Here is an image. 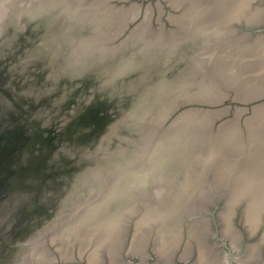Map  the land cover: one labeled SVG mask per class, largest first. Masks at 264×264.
I'll return each mask as SVG.
<instances>
[{
  "label": "rangeland",
  "instance_id": "rangeland-1",
  "mask_svg": "<svg viewBox=\"0 0 264 264\" xmlns=\"http://www.w3.org/2000/svg\"><path fill=\"white\" fill-rule=\"evenodd\" d=\"M13 1L11 0L7 5H5L6 7L4 6V8H7V10L11 11V13L12 8H16L14 4L10 5ZM127 1H122L121 4L126 3V5H129L140 0H130V2ZM146 4L147 3H145L144 7L139 6V9L145 13L146 8L148 7V5L146 7ZM260 5V1L253 3V7L259 6L263 8L264 23V4ZM4 8L2 10H4ZM168 8L169 7H167V9ZM7 10H4L5 12L1 11L3 14L2 16L0 15V32L3 31L4 33V36L0 38V57H3V59H1L3 62L0 67L1 69H4V73L6 75H10L6 89H4L3 85L1 86L0 84L1 158L3 157L6 147L20 144L19 135L18 132H16L19 126L17 125L19 120H13V122L10 121L14 115L21 116V118L25 120L29 119L31 116L40 115L45 117L44 122L47 125L55 127L58 129V132L63 133L68 129V125L73 123V121H75L78 117V114L80 113L79 109H81L84 105V102L87 105H91L97 96H99V98L109 97L108 100L111 102V100H113V96L115 97V95L119 94V92L120 94L122 93V99L126 94L132 93L133 91H136V93L143 92L151 83H153V81L144 76L147 73L143 74L142 72L140 74H143V76L137 78V83L133 82L132 85L130 84L131 87L124 86L123 84L125 81L122 80V78H119L117 81L114 80V82H110L111 84H102V82H100L95 86L85 88L82 91L84 92L83 95L81 92L76 94L74 86L78 84L80 77L88 72V67L91 66L89 62L92 61H89L90 59L86 60L87 62L83 61V66H80L81 69L72 73V75H76V77L74 78L73 84L70 85L68 84L69 77H71L69 75L71 74L69 73V67L73 64L68 63V60L70 57L71 59L77 57L76 53H78V43L85 41L88 33H81L79 35L75 34L77 33L75 32L73 33L74 38L72 40L68 39L67 41L65 40L59 42L61 48L59 47L60 49H58L57 54L49 55L47 53H42L46 56L43 61V65H33L30 61V63L26 64L23 60L29 55L31 57L34 52L37 53V51H34L37 44L42 47H49V45L54 41H51L52 37L49 39L44 34L38 35L30 33L27 30L24 32L25 29H28V25L31 22L29 17L31 16L30 18H32V15L24 14L25 16L23 15L21 19H11L10 16H8L10 12ZM178 12L179 11L175 9V13ZM22 13L23 12L20 14ZM139 21L140 19H138L135 24ZM243 21L240 20L235 23L234 27L236 30L234 31V34H236L237 38L239 37V40H246L248 42L253 40L255 41L258 35H247L246 30L244 31L242 29V25H240ZM12 22L14 23L12 24ZM244 22L247 23L246 21ZM154 23L156 24V22ZM11 26H13V28L12 30H9V27ZM133 26L134 24L132 27ZM173 27L174 25L172 28ZM20 29H24L22 32L23 39L16 35ZM6 31L9 32L7 33ZM3 33H0V36H2ZM199 36L202 38L203 42L206 41V37L204 35L199 34ZM104 39L105 41L107 40L106 42H113V40H111V36L104 37ZM165 40L168 41L167 39ZM83 47L84 46H82V48ZM188 47H191V45H188ZM203 48L204 47H200V53ZM151 49H153L152 51L157 50L155 48ZM151 49H149V51H151ZM176 49L174 50L175 52L171 49L169 52L172 51V53H176ZM183 49L180 48L177 50L179 53H182L181 58L185 55H183ZM185 49L187 50V48ZM211 51L213 50L211 49L210 52ZM70 52L75 53L73 58L72 55L68 56ZM196 53H198V51L194 52V55ZM34 57L37 60L41 58L36 54H34ZM78 59L79 58H76L74 61H78ZM135 59H137V57H135ZM193 62L195 68L196 66L198 67L197 70L195 69L197 72L192 73V70L190 77L186 79V82L188 83L186 88L182 91L184 94L182 93L179 97V87L175 86L179 84L180 81V79H175L179 75V67L168 77V79H175L173 83H169L167 85L165 84L164 87H162L157 93H154V95H157L158 93L163 94L162 91L164 89L170 90L168 91V99L170 95L172 96L170 98L174 99L177 97L185 98L188 94L190 97L189 99H191L199 95H207V97H209V95L216 96L218 93L219 98H215L213 102L218 100L220 101L227 97L223 104L216 106L217 108H222L227 104H235V102L231 99L232 97H236L235 93H238V89L239 91L245 89V92L249 90L251 85V87L254 88L259 86L258 77L250 75L251 71L252 73L255 71L252 70L254 67H244L242 62L235 58V56L227 57L222 62H216L215 65L213 63L211 68L215 71V73H213V77L215 79L211 76L212 72H210V68L208 70V68L196 58H193ZM66 64L68 65L66 66ZM185 64L186 63L183 64V68L188 65ZM48 65L50 66L49 69L47 68ZM184 71L185 70H183V72ZM218 71L221 72V74H219ZM194 77L197 78L191 79ZM105 83L107 82L105 81ZM152 86L153 84L149 86V90ZM51 91L53 92L50 95V101H43V98L49 95ZM141 94L142 93H140V95ZM71 96H77V99H73V101L71 100L72 103L67 106V101L71 98ZM220 97L223 98L220 99ZM121 99L118 102V106L120 104V107H124V102H121ZM14 100L21 102L15 104ZM137 100L138 109L136 107V109L133 110L132 113L134 114L132 115L134 116L131 117L129 122L125 123L123 126H118V123H115L114 126V122L111 123L112 128L109 129V132L107 133L109 139L102 143L104 148L107 149L105 152L99 154L102 155L106 153V151L114 152L113 150L115 149H120V151H123L126 154L122 156L118 155L117 160L115 159L109 163L111 167L118 164V161L120 160L121 163H124V160H132L135 159L134 157H137L136 161L124 166L117 165L119 166L118 169L115 171L111 170L112 174H116L115 179L112 181H110V179L107 181V175L109 174L102 177L99 176L97 181L92 185L94 188L93 193L90 197H87V199L90 200L92 197H95L98 191L100 192V198L102 197V194L107 196L109 195L106 202L109 198H111L109 204L111 203L112 207L108 213L112 214L115 211H118L119 208H123L126 214H130L132 212L130 207L133 209L134 202L139 203L147 200L156 202L157 200H162V202H159L158 206L154 205V213L167 207L171 215L174 214V216H178L176 218H171L173 221L169 222V227L171 228L170 230L172 233L171 235L174 236H171V238H173L172 240L170 238L171 241H169V238L166 239L168 228L165 229L166 224L164 223V220L160 219L158 221L153 218V214L151 215L149 207L141 204L137 209L135 216H128L129 218L126 224L127 230L123 235L121 244H119V251H115L114 253L118 256H122L123 261L131 260L132 264H162L164 262L159 263L161 261H158V256H161L162 254L175 256V264H205L208 262L206 259V257H209L208 251L210 253L215 252V255L218 254L217 256L225 255L229 252L228 254L233 257L234 254L237 255L238 253H242L246 249H249L251 253H256L255 255H258L259 258L262 257V254L264 256V243L256 245V243L258 244V242H261L262 240L264 221L260 225L259 229L253 231H251L250 228L247 229L248 227L245 225L243 220V211L246 206V202L242 201V203H239V201L236 203L230 214V225L233 229V233H236L232 238L236 239L238 242V245L234 247L233 240L231 241L230 237L226 234V232L229 235L230 233L228 232L227 227L225 228L226 225H223L225 224V221H227V216H229V214L225 215L223 211L225 210L227 197L222 194L221 190L224 188L226 181L223 179L221 180V178H217V181L214 180L211 183L207 177L208 175H220L222 177L225 174L234 175V167L237 165L239 166L243 160L247 162L246 171L243 169L244 175L252 174L251 176H253L255 171L258 169V166L262 164V161L256 157H264V118L260 117L259 113L255 114L253 108L244 112L236 110L232 107V109L227 111V113L225 110H221L216 113L199 110L191 111L177 118H181L180 121L176 122L178 129L173 130V134L170 136L169 129L167 131L160 130L158 120L153 121V124L152 121H150L151 126L149 129H147L148 127L147 125L145 126V123H140V121H138L139 114L145 115L147 118H154L155 115L158 116L162 110L164 112V110L168 107L164 104L167 102H161L164 100V97H162L161 100L159 99L160 101L158 100L156 103H153V101L150 100L145 104V107L141 106L142 108L140 107V103H142L141 101L143 100V97H137ZM198 100L212 102L209 98H201ZM155 104H157V106ZM112 107L114 108V106ZM112 107L109 109L111 113L114 110ZM150 107L152 111L150 110ZM127 111V109H124L122 115L125 116L126 114L131 113ZM87 128L88 127H80L76 130V133L85 131ZM177 135L184 136V139L182 140L181 137L177 138ZM157 139L160 140L156 142ZM145 142H147L149 146L146 147L147 144H145ZM100 143L101 139L99 138L97 140H91L90 142H82L81 145H77V143L74 142L73 145L68 148L73 150V154L77 159L80 158V164H94L99 155L92 154L85 157L84 155L88 148L93 147V145H99ZM172 145H179V148L170 149V146ZM194 145H196V148H194ZM242 146V150H244L243 152L247 154L246 157L244 153L238 154L235 152ZM191 147L194 149L192 150ZM214 147L216 148L214 149ZM220 147H223V149L218 151L215 156L214 150L216 152V150ZM149 149H151V152H148ZM190 149L192 151H190ZM159 151L161 153H159ZM226 152L230 154V157L226 154ZM211 153L212 157L215 158V164L217 165V168L215 167L212 171L208 168L209 164L203 160V157L206 154L209 156ZM203 162H205V167L201 166ZM96 164L98 165V167L95 166L96 169H101L103 165H109H105V162L102 161ZM238 166L235 170L240 172L241 168L239 169ZM108 172L111 174L110 169ZM201 175V178H204L205 181L200 178L201 180L199 179V184L202 185V190H207L210 192V195L208 193L209 196L205 195L203 198L196 199L195 197H197V195L193 189L195 188L193 186V181L198 179ZM250 181L252 182V180L249 179V182ZM204 184L205 186L203 187ZM238 185L237 188H239ZM87 188L88 187L84 188V183L80 184V193L84 190L86 191ZM52 190L53 188L50 186L47 187L45 192L50 193ZM181 195H187L184 198H186L188 202L195 198L196 200L192 203V206L195 205L199 199H202V201L198 203L199 205H196L193 208H190L191 206L187 205L186 210L178 211V206L181 204L180 200L183 199ZM68 196L65 197V201L68 200ZM118 202H121L122 205L119 206L120 204L118 205ZM78 214L81 213H73L72 217ZM2 216L3 215L0 216V223L4 226V230H14L17 225V220L12 219V217L9 218V216ZM98 216L102 217L103 215L98 214L97 217ZM262 216L264 218V212L262 213ZM149 219L152 222L151 225L149 223ZM97 220H99V218H97ZM153 220L157 222H153ZM143 222L147 226L141 227L140 224ZM96 224L97 225L94 227H97L98 229L92 228L93 224L91 223L82 224L80 221L77 223H72V221H70L66 227L62 229V232H59L54 238H51V235L47 234L48 240L44 243L45 248L39 249L36 257L40 256L41 258L46 257L47 255L52 258L54 257L53 260L51 259L45 264H91L87 260V255L92 254L95 248L99 247L101 240L104 239L105 232L109 230H102L105 226L104 220L102 219L96 222ZM195 224L202 233L200 237L204 241V243L202 242L204 247H201V244L199 245V239H197L198 231L194 233L195 229L192 228ZM70 225H79V227L76 231H72L73 229L70 230ZM164 225L165 227H163ZM86 227H88V229H86ZM190 229L192 230L191 234H189ZM80 230L83 231L81 234L79 233V235H81L79 237L78 231ZM249 237L251 238L249 239ZM243 238L247 239L243 241ZM80 240L83 241L84 248L83 246L78 245L81 243ZM72 243L76 244L74 249H71L72 247L70 245ZM87 243L89 245L86 247L87 250L85 251ZM135 245L138 248L144 249L143 252L131 253L132 250L134 251L133 247ZM209 248L212 249L213 252H211ZM71 250L74 253V257L71 260L62 258V254L68 255L71 253ZM159 251L161 255H159ZM114 253L112 254V251H107L106 254L102 256V259L105 258L104 264H109L111 255H114ZM182 253L186 254L187 259L181 260L178 257V255ZM145 256L148 258L146 262H143L141 259L142 257L145 258ZM21 263L22 260L19 259L17 264Z\"/></svg>",
  "mask_w": 264,
  "mask_h": 264
},
{
  "label": "bare ground",
  "instance_id": "bare-ground-1",
  "mask_svg": "<svg viewBox=\"0 0 264 264\" xmlns=\"http://www.w3.org/2000/svg\"><path fill=\"white\" fill-rule=\"evenodd\" d=\"M10 1L11 0H0V12L7 10V8L5 9L4 6L7 5ZM14 1L10 3V5L14 4L16 8L15 9L12 8V13L11 11L7 10L10 12L8 16H10L11 19H21L24 14L25 15L30 14L34 17H37L38 15H41L45 12L49 19H53L54 17H56V14H58L59 11H62V13L64 11V13H66V17L68 20L70 18L71 19L73 18V20H75L76 23L74 24V27H76V25L79 24L82 25L81 27L87 25L84 28L86 29L88 27L90 35L85 38V41L80 42L78 45L77 50L78 53H80V54L76 53L77 57L79 58L77 61V63H79L78 66L81 65L83 66L82 63L87 62L86 60L89 59H90L89 61L99 62L103 58H106V56L108 57V53L114 54L117 53V51H119L118 55H120V59L117 61L115 72L123 73L128 67H130L127 65L128 64L132 65L133 62H135V64L133 65L134 67L139 66L137 65V62H139V60H142L144 57H147L148 64L150 63V61L158 62L161 59H163L168 66V64H170L171 62L170 57L172 56V54H175L172 53V51H170L171 52L170 53L169 50L171 49L174 51L176 48H178L176 49V53L179 52L177 50L181 48V45L184 42V43H188L193 47L191 51L192 62L190 61L191 63L190 64L188 63V65L185 68H183L184 60H182L180 65L179 75L175 78V79H180L179 84L175 85L179 87L178 88V90L180 91L179 97L182 95V93L184 94V92L182 91L187 86L188 82H186L187 81L186 79L190 77L191 71L193 70L192 73L197 72L196 70L198 67L196 66L195 68L193 58L198 59V61H200L204 66H206L208 70L210 68V72H212L211 76L213 77V73H215L214 69L211 68L213 63L215 65L216 62H222L225 58L232 56H235V58L241 61L244 67L246 66L254 67L252 70L255 71L253 73L251 71L250 75L257 76L259 83V86L255 88L251 87L252 86L251 85L249 90L245 92H244L245 89H242L240 91L238 89V93L237 92L235 93L236 96L235 98L250 100V99L259 98L260 96L264 95V38L259 36L255 39V41L253 40L248 42L246 40H239L238 39L239 37L237 38L236 34H234V31L236 30V28L234 27L236 22H239L240 20L241 21L244 20L248 24H252L254 22H258L263 19V9L259 6L253 7V2L256 0H206V1L205 0H167V2L170 5H172L174 9H177V11H179L178 13L171 12L172 14H169V19L174 25V28H170V29H167L166 27H164L165 25L164 26L162 25L163 21L161 19H158V21L159 20L162 21L160 22L162 24L158 25V27L157 26L152 27L151 26L152 24L150 25L148 14L152 12V7L148 6L145 10L146 17L144 19L142 18L143 22L135 26L131 30V32L127 35L128 37L123 38L122 42L117 44L109 41L106 42L107 40L105 41L104 37L111 36V38L114 39L117 35H119L117 34L116 31L119 30L122 21L127 23L128 21L133 20L136 17V15H138L140 11L138 4H132L126 8L125 7L116 8L115 5L113 4V0H14ZM157 6L159 7V9L163 8V6L161 7L160 3H158ZM3 8L4 10H2ZM21 12L23 13L20 14ZM2 14L3 13L1 12L0 15L2 16ZM71 25L73 26V24ZM199 34H202L206 37L205 42H203ZM165 39H167L168 41H166ZM135 44H140V47L139 45L137 47ZM82 46L84 47L82 48ZM134 47L138 49H133ZM200 47H204L201 53L199 52ZM151 48H155L157 50L152 51L153 49ZM149 49H151V51H149ZM211 49L213 51L210 52ZM196 51H198V53L194 55V52ZM129 52H133V53L130 56L126 55V53ZM73 54L75 55V53ZM135 57H137V59H135ZM148 64L145 63L144 66H147ZM78 66L77 65L72 66L73 72H76L79 69H81L82 66L81 67ZM168 67L171 68V66ZM170 68H168L169 72H171L172 70ZM130 69L131 68H129V70ZM183 70L185 71L183 72ZM218 73L221 74V72L219 71ZM165 75L159 81L158 88L154 89L153 93H151L150 95L151 98L150 100H152L153 103L154 102L156 103L159 99L161 100L162 97H164V100L161 102L162 103L167 102L164 104H166V106L168 107L166 108V110H164V112L162 110V112H160V114H158L157 117L164 116L165 113L167 114V112L170 109H172L175 105L184 103L187 100H198L201 98H209V100L213 102L215 98L216 99L219 98V94L217 93L216 96L209 95V97H207V95H199L191 99L179 98V97L171 99L170 97L172 96L170 95L168 99V91H170L168 89H164L162 91L164 95L160 93L154 95V93H157L162 87H164L165 84L167 85L169 83H173V81L175 80V79H168L166 78ZM195 78L197 77L191 79H195ZM213 79L215 78L213 77ZM148 96L149 95H147L144 99H146ZM222 98L223 97H220V99ZM203 102H208V101H203ZM155 105L157 106V104ZM150 110L152 111L151 107ZM193 111H198V110H193ZM253 111L255 114L259 113V116L264 118V114H262L264 113V104L255 107ZM184 114H181L179 117H181ZM180 120L181 118L176 119L174 121V124L169 128L170 136L173 134V130L178 129V125H176V122ZM138 121H140V123H145V126L147 125L148 127L147 129H149V127L151 126L150 121H152L153 124V121H157V118L154 119L150 117L148 118V120H144L143 118H141ZM180 137L182 140L184 139V136L177 135V138ZM158 140L160 139H157L156 141ZM145 144H147V142H145ZM147 146L149 145L147 144L146 147ZM173 148H179V145L170 146V149ZM194 148H196V145H194ZM215 148L216 147H214V149ZM191 149L190 151L193 150ZM222 149L223 147L218 148L216 152L214 150L215 153L214 155L216 156L217 152ZM242 149L243 146L238 151L236 150L235 152L238 154L244 153L243 152L244 150ZM143 151L145 150L143 149ZM159 153L161 152L159 151ZM124 154L125 153L122 151V153L118 155L122 156ZM226 154L230 157V154L228 152H226ZM244 154L246 157L247 154L246 153ZM134 158L135 159L132 160L130 159L124 160L125 161L124 163H121L120 160L118 161V164H116L115 166L117 165L124 166L126 164H130V162H135L137 157ZM256 158H259L262 161V164L258 166V169L255 171L253 176H251L252 174H248V173H247L248 175H244V170L246 171V163H247L245 160H243V162L240 163L239 166L237 165L239 169L241 168L240 172L235 170L237 166L234 167L233 170L234 175L225 174L223 177L220 175H208V176L206 175L210 180L208 181L211 183L214 180L217 181V178H221V180L223 179L226 181L224 188L221 190H222V194H224V196L227 197V202L225 201L226 202L225 210L223 211L225 215L229 214V216H227L226 218L227 221H225V224L223 225H226L225 228L227 227L228 232L230 233L231 236L227 232L226 234L230 237L231 241L233 240L234 247L238 245L237 244L238 242L236 241V239L232 238L233 236H235L236 233H233V229L230 225L231 222L230 214L234 209L236 203H238L239 201H240L239 203H242V201L246 202V206L243 211V216H244L243 220L245 225L248 227L247 229L250 228L251 231L259 229L260 225L264 221V218L262 216V213L264 212V157L261 158L260 156H257ZM203 160L206 161L207 164H209L208 168L210 169V171L214 170L215 167L217 168V165L215 164V158L212 157V153L209 156H207L206 154L203 157ZM204 163L205 162H203L201 166L205 167ZM106 174H109V172L105 169L104 173L98 172L97 174L94 173L91 176L89 174L80 181L81 182L80 184L84 183V188L88 187L87 190L86 191L84 190L82 193H77L76 191L69 193L65 210L54 213L53 217L51 218L52 220L48 222L46 227H44L43 230H41L36 237H33L31 239L32 243L28 246L27 248L28 250L26 251V254L22 251L21 254L23 257L21 256L22 257L21 264H45L51 259L52 260L54 259V257L52 258L49 255L41 258L40 256L36 257V254L39 252V249L45 248L44 243L45 241L48 240L47 234H50L51 238H54L59 232H62V229L66 227V225L70 221H72V223H77L78 221H80L82 222V224L91 223L93 224L92 228L98 229L97 227L94 226L97 225L96 222H98L100 219L104 220V224H105L102 230H106V229L109 230L105 232L104 239L101 240L99 247L95 248L92 254L87 255V260L91 264H104L105 258L102 259V256L106 254L107 251L108 252L112 251V254L115 251H119V246H120L119 244H121L123 235L127 230L126 224L129 218L128 216L129 215L135 216V213L141 204L145 205L146 207H149L151 215L153 214V218H155L158 221L160 219L164 220V223L166 224L165 229L168 228L167 231L168 234L166 235V239L169 238V241L172 240L174 236L171 235L172 233L170 230L171 228L169 227V222L173 221L171 218H176L178 215L177 216H174V214L171 215L167 207L154 213V205L158 206L159 202H162V200H157L156 202L155 201L152 202L151 200H147L144 202L142 201L139 203L134 202L133 209L132 207H130V209L132 210L130 214H126L123 208H119L118 211H115L113 214L108 213L112 207V204L111 203L109 204L111 198H109L108 201L106 202V199L108 198L109 195L107 196L102 194L101 195L102 197L100 198L99 191L98 193H96L95 197H92L90 200H88L87 197H90L91 194L93 193L94 188L92 185L97 181L99 176L102 177L105 176ZM201 177L202 175L198 179H195L193 181V186L195 187L193 189L197 195V197H195L196 199L203 198L205 197V195H208V193L210 195V192H208L207 190H202V185L199 184V179ZM246 178H249L250 180H252V182L251 181L249 182V179ZM201 179L205 181L204 178ZM204 181L202 182L205 183ZM237 185L239 186V188H237ZM204 186L205 184L203 185V187ZM185 196L187 195H181L183 199L180 200L181 204L178 206V211L186 210L187 205L191 206L190 208H193L196 205H199L198 203L202 201V199L201 200L199 199L197 203L192 206V203L196 199L193 198L190 202H188L187 199L184 198ZM11 201H9L8 203L9 208ZM17 205L18 204L16 203L14 205L16 208L14 206L12 208V216L14 217H17L18 215ZM118 205L121 206L122 203L118 202ZM73 213L75 214L81 213V214L72 217ZM98 214H102L103 216L97 217ZM97 218H99V220H97ZM153 222H157V221L153 220ZM149 223L150 225L152 224L151 220ZM73 225H70V230L73 229L72 231H76L79 225L76 226ZM140 225L141 227L147 226L144 222L141 223ZM163 227H165V225ZM192 228L195 229L194 233L198 231L197 239H199V245L201 244V247H204V244H202V242L204 243V241L200 237L202 233L199 231L198 226L195 224ZM86 229H88V227H86ZM82 231L83 230L78 231V235L79 233L81 234ZM174 231L176 230L174 229ZM191 231L192 230L190 229L189 234H191ZM80 236L81 235H79V237ZM171 236L173 237L171 238ZM82 240H80L81 243L78 245H81L84 248V244ZM263 240H264V232L262 233L261 242H258V244L256 243V245L264 243ZM88 245L89 244L87 243L85 248ZM70 246L72 247L71 249H74L76 244L72 243ZM133 248L134 251L132 250ZM133 248L131 249L132 250L131 253H137V252L142 253L144 250L136 247V245ZM86 250L87 248L85 249V251ZM210 251L213 252L212 249H210ZM70 252L71 253L68 255L62 254L61 255L63 256L62 258L71 260L74 257V253L72 250ZM228 253H226L225 255L217 256L218 254L215 255V252L210 253L208 251L209 257L208 258L206 257L208 262H206L205 264H231V263L264 264V261H262V257L259 258L258 255H255L256 253H251L249 249H246L244 252L238 253L237 255L234 254L233 257H230V254ZM159 255H161L160 251H159ZM178 257L180 259H187L186 254L183 253L178 255ZM147 258L145 256V258L142 257L141 260L143 262H146ZM158 261L164 262L166 264H175L176 257L162 254L161 256H158ZM109 264H132V261L131 260L123 261L122 256L120 255L118 256L114 253V255H111V260Z\"/></svg>",
  "mask_w": 264,
  "mask_h": 264
},
{
  "label": "water",
  "instance_id": "water-1",
  "mask_svg": "<svg viewBox=\"0 0 264 264\" xmlns=\"http://www.w3.org/2000/svg\"><path fill=\"white\" fill-rule=\"evenodd\" d=\"M34 19L35 18L29 20L34 21ZM69 22L70 25L72 21L70 20ZM260 22L261 21L248 25L253 27ZM13 23L14 22H12V24ZM75 23L76 22H74V24ZM9 28L12 29L13 26ZM23 30L24 29L18 30L16 35L21 36ZM0 33H3V31H1ZM64 34V32H61L57 36H62ZM246 34L264 37V28L246 30ZM3 36L4 33L2 34V36H0V38H2ZM67 40L68 39H66V41ZM61 41H65V38ZM59 42L60 41L51 43L48 48L52 49L54 46L55 48H59ZM183 43L181 45V48H184H182L184 50L182 52L185 55L181 58L182 53L177 52L175 54H172V56L170 57L171 62L170 64H168V66H171V68L167 66L163 59L158 62L150 61V63L148 64L147 57H144L142 60H139V62H137V65L139 66L134 67L133 65L135 64V62H133L132 65H127L130 67H128L123 73L115 72L117 61L120 59L118 51L114 54L108 53V57L106 56V58H103L99 62H89L91 66L88 67V72L80 77V83L78 82V84L74 86L76 94H78V92H81L83 95L84 92L82 91L85 88H90L91 86H95L100 82H102V84H111L110 82H114V80L117 81V79L119 78H122V80L125 81L123 84L124 86L131 87L133 82L137 83V78L143 76V74L145 73H147L145 75L147 79L153 81V83H151L153 84V86L149 90V86L151 85L150 84L148 88H146V90H144L143 92L136 93V91H133L132 93L126 94L122 99V93L120 94V92L117 91L119 92V94L115 95V97L113 96V100H111V102H109L108 100L109 97L99 98V96H97V98L91 105H87L84 102V105L81 107V109H79L80 113L78 114V117L75 119V121H73V123L68 125V129L63 133L58 132L57 128L47 125L44 122L45 117H42L40 115L33 117L31 116L27 120L22 119L21 116L14 115L13 118L10 119V121L12 122L13 120H19L17 122V125L19 126L16 132H18L20 144L6 147L3 153V157L1 158L0 156V216L5 215L7 217L9 216V218L12 217V219L17 220V225L14 230L10 229V231H5L4 226L0 223V264H17V261H19V259L23 257L21 254L22 251L26 254L28 246L32 243L31 239L33 237H36L40 233V231L43 230L44 227H46L48 222L52 220L51 218L53 217L54 213L63 211L65 209L67 202L65 201V197L73 191L80 193V181L85 176H88L89 174L91 176L92 174H97L98 172L104 173L105 169L107 171L109 169L110 171H115L116 169H118L119 166L116 167L114 165L111 167L109 163L114 161L115 159L117 160L118 154L122 153L120 149H115L113 150L114 152L106 151V153L99 155L102 152H105V150L107 149L104 148V145L102 143L105 140L109 139L107 133L109 132V129L112 128L111 123L114 122V126L115 123H118V126H123L125 123L129 122L131 120V117L134 116L132 115L134 114L132 113L133 110H135L136 107L138 109L137 97H143V100L141 101L142 103H140V107H145V104L151 99V93H153L154 89L158 88V83L165 74L166 78H168L169 75H172L174 70H177V68L180 67L182 60H184V63H186L185 65H187L188 63L190 64V61L192 59L191 51L193 47H188V43ZM185 48H187V50ZM71 53L73 58V52H70L68 56L71 55ZM132 53L133 52H129L126 53V55L130 56ZM76 58L71 59L70 57L68 63L78 66L79 63H77V61H74ZM1 59H3V57H0V65L3 62ZM36 60L37 59L33 54L31 55V57L30 55L27 56L23 60V62L25 61L26 64L33 62L32 64L34 65V62H36ZM145 63H147L148 65L144 66ZM67 65L68 64H66V66ZM72 66L69 67V73H71L69 75L71 77H69L68 84L70 85L73 84L74 78L76 77V75H72ZM47 68L49 69L50 66L48 65ZM129 68L131 69L129 70ZM168 68L172 69L171 72L168 71ZM142 72L143 74L141 75L140 73ZM9 76L10 75H6L4 73V69H1L0 67V84L1 86L3 85L4 89H6L7 87L8 80L10 79ZM105 81L107 83H105ZM52 92L53 91H51L49 95L45 96L43 98V101H50V95L52 94ZM140 93L142 94L140 95ZM147 95L149 96L144 99ZM76 97L77 96H71V98H69L67 101V106L72 103L71 100L73 101V99H77ZM185 98L190 97L187 94ZM120 99L121 102H124L123 106L125 108L120 107V104L118 106V102ZM226 99L227 97L218 102L187 100L184 103L175 105L167 112V114L165 113V115L162 117L159 116L160 118L156 115L154 119L157 118V120H159L161 131H167L181 114L193 110H208L212 113L225 110L227 113V111H230V109L234 107L236 110L247 112L250 110V108L254 109L257 106L264 104L263 95L259 98L250 100L232 97L231 100L235 102L234 105L227 104L222 108L216 107L219 104H223ZM18 102L21 101L14 100L15 104H18ZM112 106H114V108ZM111 107L114 109L112 113L109 111ZM124 109H127V112L131 113L123 116L122 114ZM138 118V120H140L141 118H143L144 120H148V118L142 114H139ZM80 127L88 128L85 131L76 133V130ZM99 138L101 139V143L99 145H93V147L88 148L84 155V157L90 156L92 154L99 155L94 164H80V158L77 159L73 154V150L68 148L73 145L74 142H76L77 145H81L82 142H90L91 140H97ZM150 150L151 149H149L148 152ZM101 161L105 162V165H109H103L101 169H96L95 166L98 167L96 163H100ZM115 175L116 174H112V172L111 174L109 173V175H107V181H109V179L110 181L115 179ZM50 186L53 188L52 192H45L47 187ZM9 201H11L10 208L8 206ZM16 203L18 204V215L17 217H14L12 216V208Z\"/></svg>",
  "mask_w": 264,
  "mask_h": 264
},
{
  "label": "flooded vegetation",
  "instance_id": "flooded-vegetation-1",
  "mask_svg": "<svg viewBox=\"0 0 264 264\" xmlns=\"http://www.w3.org/2000/svg\"><path fill=\"white\" fill-rule=\"evenodd\" d=\"M122 1H125V0H113V4L115 5L116 8H119V7H125L126 8V7H128V6L132 5V4H138L139 6H142V7L145 6V3H147L146 4V7H147V5L148 6L151 5L150 7H152V12L150 14H148L149 21H150V25L152 24L151 25L152 27L153 26L154 27H156V26L158 27V25H161L163 23L162 25L163 26L165 25L164 27H166L167 29L172 28L173 23L169 19V14H172L171 12H175V9L166 0H156V1H154V0H140V1H135L134 3L129 4V5H126V3L125 4H121ZM256 1H254V2H256ZM258 1H260V4L261 5L264 4V0H258ZM127 2H130V0L127 1ZM158 3L161 4V7L163 6V8H161L162 10L159 9V7L157 6ZM167 7H169V8L167 9ZM60 8H61V6H60ZM55 13H56V11H55ZM55 13H54V16H55ZM138 15H136V17L133 20H130L127 23L122 21L119 30L116 31L117 34H119V35H117L114 39H111V40H113V42L115 44L121 43V41L123 40V38L128 37L127 35L131 32V30L135 26H137V25L141 24V22H143V19L146 17V13L145 12H142L140 10L139 13H138ZM33 18H35L34 21H31L30 22V24L28 25V29H26V30L29 31L30 33H35V34H38V35L39 34H44L49 39H51V37H52L53 40H51V41H54V42H56V41H60L61 42V40H64V38H65V40L66 39L72 40L74 38L73 33H75V32H77L75 34H79V35L81 33H83V34H85V33L87 34L88 33L87 36L90 35L88 27L86 29L84 28L87 25L81 27L82 25L79 24V25H76V27H74L75 20H73V18L72 19L70 18L71 21H72L71 24H73V26L71 24L69 25L70 19L69 20L67 19L66 13H64V11H63V13H62V11H59V13L56 14V17H54L53 19H49L47 17L46 12L43 13V14H41V15H38L37 17H34V16L32 18L29 17V19H33ZM138 19H140V21L137 22V24H135V22ZM158 19H161L163 22L161 20L158 21ZM154 22H156V24ZM160 22H162V23H160ZM133 24H134V26L132 27ZM64 25H65V27H64ZM240 25H242V29L244 31L245 30H250V29L253 30V29L264 28L263 19L261 20L260 23H258L257 25H254L253 27L250 26V25H248L244 21L241 22ZM9 30H12V29L9 28ZM26 30L24 32H26ZM61 32H64L65 34L62 35V36H57ZM20 38L23 39V35L22 34H21ZM135 45L137 47L139 45V47H140V44H135ZM119 47H121V46H119ZM135 47L133 49H138V48H135ZM60 48H61V46H60ZM60 48H57V47L55 48V46H54L52 49H50V48H48V46L42 47V46H40V45L37 44L36 45V49H34V51H37V53L34 52L33 54H36V55L40 56L41 58L39 60H41V61H37L36 60V62H34V65H40V66L43 65V61L46 58V56L45 55H42V53H47L49 55L50 54H53L54 55V54H57L58 53V49H60ZM108 48H109V46H108ZM42 56H43V58H42ZM250 238L251 237H249V239ZM246 239L247 238H243L242 240L245 241ZM230 257H232V255ZM263 259H264V256L262 254V261H264Z\"/></svg>",
  "mask_w": 264,
  "mask_h": 264
}]
</instances>
